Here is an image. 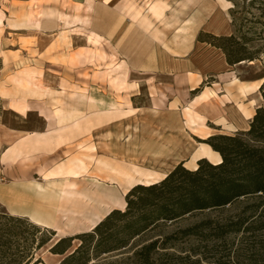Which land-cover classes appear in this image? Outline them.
Masks as SVG:
<instances>
[{
    "label": "rangeland",
    "instance_id": "1",
    "mask_svg": "<svg viewBox=\"0 0 264 264\" xmlns=\"http://www.w3.org/2000/svg\"><path fill=\"white\" fill-rule=\"evenodd\" d=\"M90 9L73 7L79 14ZM116 10L126 18L119 37L108 43L88 28H81L76 31L75 50L61 60L70 69L66 67L60 78L54 77L59 76L57 72L48 76V89L56 95L48 96L45 108L59 120L54 128L48 113L44 114L46 129L42 102H32L25 114L19 95L23 80L32 81L31 88L42 91L41 80H37L42 75V62L32 70H16L14 66L2 70L0 61V81L13 79V86L8 88L12 90L11 100L0 99V123L15 131L16 136L33 140L26 139L5 163H1L0 150V264H60L81 243L78 239L68 241V250L55 255L51 248L58 240L91 232L113 210H125V196L131 189L125 191L133 183L128 186L110 180L114 179L111 169L120 167L129 172L133 166L143 168L136 170L133 180L145 170L165 172V159L153 153H163L159 145L168 132L179 137L177 130L169 131L177 127L176 121L185 131L182 129L184 138H176V143L185 149L187 143L191 151L194 146L198 149L207 145L202 141L213 134L214 126L203 124L195 108L211 97L203 93L195 104L192 100L209 89L217 93L220 88L216 76L228 73L231 80H264V0H121ZM108 16L111 29L120 25L113 13ZM229 37L232 40L220 41ZM220 46L253 60L229 65ZM12 56V61L21 66V56ZM34 57L42 61V57ZM122 61L124 66L117 69ZM172 62L190 64L193 75L177 73L173 77V72L170 75L157 70ZM188 65H176V71ZM74 67L79 72L73 73ZM100 71H105L100 73L102 77ZM89 81L105 85L92 88ZM56 89L62 91L57 95ZM100 91L108 95L104 101ZM154 100L164 101L165 105H160L163 112L151 109ZM34 109L40 110V115ZM73 118L78 121L76 125ZM190 124L196 126L191 129ZM45 132L41 144L34 143L35 136L31 135ZM90 185L102 188L104 195L122 188L118 194L123 200L105 204L103 209L108 212L103 215L97 197L88 198ZM53 192L70 197L61 203ZM114 207L118 209L112 210ZM9 217L22 222H13ZM242 217L248 220L240 231L225 233L230 223ZM97 218L92 226L90 223ZM35 219L46 225H36ZM197 226L191 233H181ZM47 239L46 245L36 249ZM31 240L33 244H29ZM152 244V250L143 252ZM93 247L92 242L85 255L68 264H264V197L242 198L222 209L159 222L124 248L110 253L97 254Z\"/></svg>",
    "mask_w": 264,
    "mask_h": 264
},
{
    "label": "crops",
    "instance_id": "2",
    "mask_svg": "<svg viewBox=\"0 0 264 264\" xmlns=\"http://www.w3.org/2000/svg\"><path fill=\"white\" fill-rule=\"evenodd\" d=\"M3 1L6 4H3ZM120 1L121 0H109L108 3H105V0H0V61L2 64V70H11L13 66L16 70H25L26 67L32 70V67L36 66L37 62H42V75H40L41 78H37L38 81L41 80L42 91L32 89L31 87L34 85L32 84V81L23 80L21 83L23 86L22 94L19 95L23 98L22 104L24 106L25 114L28 113L29 105H31L32 102L36 104H41L42 102V118L46 123V129L47 120L45 119L44 114H51L53 128L57 121V124L59 123V120L55 118L56 115L54 116V114L51 113L52 110L48 112V108H45L49 101L48 96H52L53 98L54 95H56L53 94V91L51 92L50 89H48V76H52V72H57L60 73L59 76L54 77L60 78V75L66 71L67 66L61 64V60L65 59L67 55H70L75 50L74 46L78 43V38L75 37L76 31L81 28H88L90 33L99 36V38L104 39L108 43L117 36H120L126 22V18H121V12L116 10V6L119 5ZM116 3L118 4L116 5ZM6 5L8 7H6ZM113 5L115 6V9L111 8ZM73 7H88L91 9L85 14H79L78 12L74 13ZM111 13H113L115 18L118 17V21L120 22L118 27L112 29L107 25L109 22L108 17H110L108 15H111ZM12 55H16L17 57L21 56L23 60L21 66H17L16 62L12 61ZM34 56L42 57V61H40V58L36 60ZM79 56L80 55L77 54V57ZM32 59L34 60L33 64L31 63ZM124 63L125 62L123 61L120 62V64L118 63L117 65H119V67L116 68L120 69V67L124 66ZM183 64L188 65L186 63L180 64L172 62L166 67H157V70L161 73L170 75L173 72V77H175L177 73L179 75L176 76L185 73L193 75L190 64L188 65L189 68L176 71V65L181 66ZM55 67L59 70H52ZM67 68L70 69L69 67ZM77 68L78 67L71 68V71L77 73L79 72V69ZM104 72L105 71H100L99 74ZM100 75L102 77V74ZM229 76L230 75L226 73L215 77V80H217L216 83L218 84L219 82L220 88L217 93L209 89L198 94L192 100V103L195 104L196 99H198L203 93H208L211 97L210 101L202 102L195 106L197 110L196 114L199 119H203V124H212L214 126V132L213 134H210L211 136H232L239 132H246L249 129V125L256 110L261 107L262 103H264V98L260 95V88L264 85V80L259 79L254 82H242L238 79L231 80ZM9 78H4L0 81V99L6 101L11 100L10 95L12 90H9L8 88L13 86L10 82L13 79L10 80ZM91 78L92 75H90V79ZM110 79H106V81ZM194 79L196 80V78ZM61 80L64 82L65 79L62 77ZM201 81L202 79L200 76V81L198 83L200 84ZM101 84L105 85V83L100 81L96 83L89 81V87L92 88H99ZM60 91L62 90L56 89L55 93L58 95ZM99 93L103 101L105 98H108V95L106 97L102 91ZM152 101L151 109L154 112H163V109H161L162 106L160 105H163L164 101L161 100V103L159 100H156L159 102L154 100L155 102L153 103ZM32 111L39 113L40 115V110L34 109ZM75 120V118L72 119L73 125L78 123V121ZM175 124H177V127L172 126L169 128V131L177 130V135L179 137L176 138L183 139V128L177 121ZM194 125H191V129L196 126ZM52 130L53 129L47 130V132ZM47 132L43 135L42 133L31 135L35 136L32 137L34 143L41 144L42 137H44ZM15 133V131L6 129L0 123V150H2L1 163H5L4 160L7 161L10 157L15 156L24 141H33L28 139L25 135L16 136ZM168 133L169 134L163 137L161 140L162 142L160 141L159 149H161L163 153L160 151L157 153V155L160 154V156L165 159L164 163L168 169L163 173L150 171V173L145 176L139 174L137 179L133 180L132 178L133 185L126 189L125 193L135 185L144 182L156 183L161 181L178 164H182L184 168L191 170L197 167V162L201 159H206L212 164H219V162H221L220 155L212 151L209 146L201 145L198 149L194 146V149H192L193 151H191L192 146L189 143H187L189 147L186 145L187 149H185L183 146L176 143L178 140L172 137L170 132ZM181 149L184 151L179 152ZM121 190L122 188L117 189V191ZM113 209L118 208L114 207L112 210Z\"/></svg>",
    "mask_w": 264,
    "mask_h": 264
},
{
    "label": "trees",
    "instance_id": "3",
    "mask_svg": "<svg viewBox=\"0 0 264 264\" xmlns=\"http://www.w3.org/2000/svg\"><path fill=\"white\" fill-rule=\"evenodd\" d=\"M230 40L232 37L220 38L221 42ZM220 48L226 52L229 65L253 60L239 56L225 46ZM260 92L264 98V85ZM202 143L221 156L219 164L213 165L201 159L193 171L180 164L159 182L147 186L135 185L125 196L124 211L113 210L91 232L77 235L76 238H62L54 244L51 252L63 255L70 247L68 241L78 239L81 243L60 264H68L85 255L92 242L93 251L97 254L110 253L124 248L130 240L140 237L159 222L174 221L193 212L222 209L242 198L264 197V108L256 110L246 132L233 136L215 135ZM9 220L22 222L14 217H9ZM247 220L242 217L230 223L225 233L240 231ZM197 228H189L181 233L188 234ZM48 241H41L36 249H41ZM33 243L34 240L29 241V244ZM154 246L144 247L143 252H149Z\"/></svg>",
    "mask_w": 264,
    "mask_h": 264
},
{
    "label": "bare ground",
    "instance_id": "4",
    "mask_svg": "<svg viewBox=\"0 0 264 264\" xmlns=\"http://www.w3.org/2000/svg\"><path fill=\"white\" fill-rule=\"evenodd\" d=\"M223 118V117H222ZM222 120V119H221ZM148 153V152H147ZM154 155H157V153H156V151L153 153ZM220 163V162H219ZM196 169V168H195ZM141 171L140 170V168H138V167H135V166H133V169H132V171H125V170H123L122 168H120V167H118V168H114V169H111V172L113 171V173H114V176H113V178L114 179H110V180H116V181H120L122 184H126V185H130V184H132L133 183V181H132V177H133V175L135 174V173H138L137 171ZM146 172H142L141 174H147V173H150V171H147V170H145ZM132 172V173H131ZM83 175V174H82ZM165 175V174H164ZM142 185H145V186H147V185H150V184H152V183H150V182H144V183H141ZM91 187H89V189L87 190L88 192H87V194H88V198H90V199H93V198H96L97 197V200H98V207H99V209H101V214H106L107 212H108V210H105V209H103L104 208V205L105 204H110V203H113V204H116L117 202H119V201H121V200H123V196L119 193L118 194V191H115V192H112V194H107V195H104L103 194V189L102 188H100V187H97V186H93V185H90ZM132 186V185H131ZM130 187V186H129ZM128 188V187H127ZM109 190V189H108ZM112 190V189H111ZM111 190H109V191H111ZM53 194H55V195H57L58 196V194L57 193H55V192H53ZM59 198H60V201H61V203H63V202H67L68 201V199H69V195L67 194V193H63V194H59V196H58ZM101 198V199H100ZM100 200H103L101 203H103L104 202V204H103V206H102V204H100ZM125 204V203H124ZM126 206V205H125ZM107 217V216H106ZM104 219V218H103ZM34 221V223L36 224V225H46V223H44V222H42L41 220H37V219H35V220H33ZM98 221V218L97 219H94V221L93 222H91L90 224L93 226V225H95L96 224V222ZM98 225V224H97ZM96 225V226H97Z\"/></svg>",
    "mask_w": 264,
    "mask_h": 264
}]
</instances>
